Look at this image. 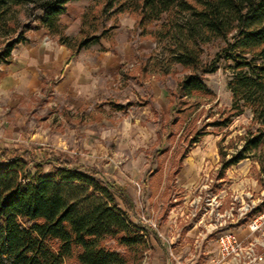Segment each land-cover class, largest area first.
I'll list each match as a JSON object with an SVG mask.
<instances>
[{"label": "trees", "instance_id": "obj_1", "mask_svg": "<svg viewBox=\"0 0 264 264\" xmlns=\"http://www.w3.org/2000/svg\"><path fill=\"white\" fill-rule=\"evenodd\" d=\"M80 1L0 0V67L11 62L17 45L29 40L33 27L24 17L76 54L100 43L119 28L120 16L130 15L141 37L156 44L149 58L155 71L172 76L181 67L186 73L170 94L171 119L161 124L159 140L166 143L183 126L180 139L188 143L180 156L184 161L210 134L196 130L193 120L202 100L215 98L207 77L226 63L232 104L208 126L229 128L248 111L252 120L235 153H226L222 139L219 180L248 159L259 165L264 180V0H87L94 5L71 38L61 18ZM182 166L177 164L171 181ZM164 174L160 165L157 179L162 181ZM132 205L124 188L64 154L0 149V264H142L151 249V232L132 221ZM263 212L264 202L253 214Z\"/></svg>", "mask_w": 264, "mask_h": 264}, {"label": "crops", "instance_id": "obj_2", "mask_svg": "<svg viewBox=\"0 0 264 264\" xmlns=\"http://www.w3.org/2000/svg\"><path fill=\"white\" fill-rule=\"evenodd\" d=\"M28 39L16 46L11 62L0 67V149L34 145L40 127L54 125L53 113L60 110L63 130L53 136V146L70 158L76 154V162L97 168L106 182L124 188L133 201L128 210L133 222L156 221L157 231L147 227L151 232L148 264H206L218 256V234L232 231L240 239L257 236L246 218L223 222L212 214L209 203L195 212L188 207L187 195L172 196L176 188L197 182L204 168V155L197 149L189 153L175 180L168 178L165 185L167 172L174 168L157 165L153 159L160 156L158 124L168 106L160 74L150 77L145 65L125 63L128 58L105 47L99 51L96 46L110 37L76 54L44 29L31 31ZM127 48L132 50V45ZM137 54L128 60L138 62ZM131 66L134 69L128 71ZM52 125L47 131L54 134L57 128ZM15 138L20 146L14 144ZM160 165L165 168L162 181L157 179ZM189 174L192 181L183 183ZM140 194L148 195L145 205L137 202ZM156 205L159 212L147 215Z\"/></svg>", "mask_w": 264, "mask_h": 264}, {"label": "rangeland", "instance_id": "obj_3", "mask_svg": "<svg viewBox=\"0 0 264 264\" xmlns=\"http://www.w3.org/2000/svg\"><path fill=\"white\" fill-rule=\"evenodd\" d=\"M93 5L94 2H90L87 0L70 4L67 14L62 17V22L63 25L67 28V34L71 38L76 37L79 34L81 17L83 13ZM23 20L25 21V23L32 25V31L39 30L36 28L37 23L34 22V19L29 20L27 17H24ZM117 24L119 25V28L113 30L108 36L111 39L102 41V46H96L97 49L99 51H102V47H105L109 51H113L116 54L119 53L120 58L123 59L133 58V55H135V53L137 52L139 53L137 54V57L140 56L138 62L133 63L134 61L130 62L128 59H125V63H130L132 65H135V67H138L137 64L147 66V70L151 73L150 77L155 76L156 73L160 74L154 69V60L149 59L150 56L153 55L156 44L153 43L152 40L144 39L141 37L140 32L136 27V19L130 15H122L118 18ZM112 25H114L113 22L108 23V26ZM129 44L132 45V50L127 48ZM118 46L119 48H116ZM131 52H133V54L129 56ZM213 52L214 51H212V53ZM132 68L134 69V67L132 66L128 67L127 70L130 71V69ZM177 69V74L172 76H163L162 74H160L162 85H164L168 93L166 98L168 106L165 107L167 108L166 114L162 113L160 115V123L158 124V142L160 143L159 147L160 149L165 150V152L163 154L161 153L160 156H155L153 158L157 165L164 164L167 168H169L170 166L174 168L173 172L176 169L177 164H179L180 162L184 163L185 160L181 161L180 156L182 153H184L185 150L188 149V143L184 141L182 142V140L180 139V134L183 133V126H180L179 129L175 130V134L178 135L176 137H173L171 140H167L166 143H162V139L159 140V132L160 130L164 131L163 129H161V127L163 128V125L169 122L171 119L170 94L171 92L177 91L180 80H182L186 75L181 67H178ZM230 80L231 72L228 70V66L226 63H223L221 65L220 70L216 74L207 77L206 84L208 86V89L214 92L215 98L209 102L208 100L210 98H204L202 100L204 104L198 110L196 119L193 120H196V122L194 124L190 122V124L192 123L193 126H195L196 130L210 132V134L206 135L197 146L193 147V150L197 149L201 152V155H204V159L202 162L204 168L198 175V180L195 184H190L186 188H176L172 196H176V198L182 199L187 195L190 199L188 207L195 212L200 208L202 209V207H208L206 204L209 203V199L210 201H212V199H215L218 204L217 206L215 205L211 207L213 208L212 214L216 216L218 220L223 219L224 221L228 220L230 222H235L239 218H246V221L250 225V223L254 219L261 215L259 214L257 216H254V209L259 207L264 202V180L259 175V165L253 160L248 159L238 166H235L227 171V178L225 180H219L218 175L221 170V157L219 154V149L222 139L224 140L222 141L221 147H223L226 153H228L229 155L235 153V151L241 147L242 141L240 140V138L245 135L246 129L250 126L252 114L248 111L243 116L235 118L231 126L226 129L208 126L210 123L221 120L224 113H226V111L232 104V96L229 91ZM42 103L43 102L40 101V104ZM56 109L57 108H55L54 110ZM163 110L161 109L162 112ZM56 111L58 113H53L54 120H51L54 125L49 124L40 127L38 140L34 145L29 144V147L25 149L33 151L36 150V148H42L43 151L50 154L55 152L57 154H64L69 157L68 154L63 153L62 150H58L53 146V143L56 142L55 137L53 136H57V132L62 134L61 132L63 130L62 113L60 112V110ZM156 111L159 114V110L157 109ZM49 116H51V114ZM50 125L57 128L56 130H54V134L47 131V128ZM170 130L171 129L168 128L167 130H165V132L170 133ZM15 141L16 142L14 144H16V146L21 145V141H18V138H15ZM193 150H190L189 153H191ZM76 158L77 155L75 154L73 155V158L70 159L74 161L75 164H79L78 162H76ZM171 173L172 172H167L165 176V185L168 184V177L171 175ZM103 180L105 179L103 178ZM181 181H183V183L185 184H188L187 182H191L192 178H190L189 174L185 177V179H182ZM162 193L159 195V197L161 198H159L160 203L164 199V194ZM143 195L144 194H140V196L137 197V202L145 205V199L148 198V195ZM170 195L171 193H168L167 196L169 197ZM195 199L197 200L196 202H194ZM159 209V205H156L154 206L153 210L149 209L146 214L148 215L149 213H153V211L155 214H157L159 212ZM219 210H223L224 213H222V211L219 212ZM146 227H148V225H146ZM254 234L257 236L248 238V240L256 241L255 243L257 244V253L264 254V225L259 232ZM142 264H148V262L144 260Z\"/></svg>", "mask_w": 264, "mask_h": 264}, {"label": "built area", "instance_id": "obj_4", "mask_svg": "<svg viewBox=\"0 0 264 264\" xmlns=\"http://www.w3.org/2000/svg\"><path fill=\"white\" fill-rule=\"evenodd\" d=\"M138 188L140 190L139 185ZM217 204L216 200L212 199V201L209 200L208 205L217 206ZM142 222L153 230H158L156 221L143 218ZM263 225L264 213L250 223V231L252 233H257L261 230ZM255 242L256 241H250L248 239H240L232 231L222 232L216 237L218 256L211 258L206 264H226L229 261H234L236 264H264V254L257 253V244ZM171 257H173V253H171Z\"/></svg>", "mask_w": 264, "mask_h": 264}]
</instances>
